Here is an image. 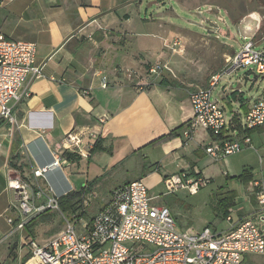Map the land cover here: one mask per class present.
<instances>
[{
  "label": "crops",
  "instance_id": "0c3cea01",
  "mask_svg": "<svg viewBox=\"0 0 264 264\" xmlns=\"http://www.w3.org/2000/svg\"><path fill=\"white\" fill-rule=\"evenodd\" d=\"M146 1L0 0V32L7 37L36 42L37 61L45 64L43 76L30 83V95L16 107L18 123L11 124L0 117V264H18V260L33 264L29 248L20 240V231H14V224L8 220L18 217L10 209L17 196L8 186L9 175L22 174L37 185L44 194L37 199L38 204L52 197V189L59 193L70 188L82 190L84 199L94 209L89 211L92 213L111 199L116 187L129 182L116 185L106 195L101 167L115 168L134 151H147L149 146L160 150L153 158V170H160V179L182 172L206 175L203 168L213 161L205 148L216 137L203 128L195 130L189 139L183 135L185 127L180 126L194 114L190 89L183 82L169 80L146 89L135 88L125 69L143 73L150 61L171 62L172 58H162L164 41L167 45L180 37L178 54L184 58H176L175 64L182 70L181 75L191 83L208 86L211 75L237 51L222 40L228 32L219 27L215 26L214 31L209 29L206 34L192 33L160 18V7L153 12L144 8ZM204 1L224 6L236 22L247 18L245 27L240 29L243 38H259L264 16L256 0ZM262 32L264 37V29ZM251 72L245 73L246 79ZM105 78L107 87L103 86ZM222 81L215 97L231 105L234 100H240L242 91L239 87L233 88L235 80L231 76L222 77L217 85ZM241 99V105H246L248 111L254 100L247 102L243 96ZM1 110L0 105V114ZM234 114L231 120L237 125L240 116L237 112ZM103 115L108 117L106 124L98 122ZM174 129L175 136L157 141ZM71 130L86 134L83 146L90 148L86 156L64 146ZM232 130L227 133L233 134ZM91 131L98 133L92 146L88 136ZM98 139L101 145L92 151ZM53 153L61 157L62 169L49 172L46 177H35L34 169L49 163ZM66 166H72L73 176L66 172ZM256 215L242 210L236 216L231 213L235 220ZM225 220L224 228L214 224V229H229L230 223ZM23 234L32 236L27 228ZM56 234L32 237L43 243Z\"/></svg>",
  "mask_w": 264,
  "mask_h": 264
},
{
  "label": "built area",
  "instance_id": "2783aa9c",
  "mask_svg": "<svg viewBox=\"0 0 264 264\" xmlns=\"http://www.w3.org/2000/svg\"><path fill=\"white\" fill-rule=\"evenodd\" d=\"M181 44L180 37L172 40L175 50H179ZM37 55L36 42L7 37L0 32V117L11 124L18 123L15 110L30 95V83L43 76L45 64L37 61ZM241 68L264 74V50L255 48L252 37L211 75L208 86L190 92L194 114L186 122L183 135L189 139L198 128L211 131L216 139L205 150L213 161L240 152L245 145L253 147L251 135L241 134L233 120H227L225 107L213 95L214 87L223 76ZM162 69L160 62L149 65L150 74L160 73ZM103 86H108L106 78ZM238 120L237 124L243 129H264V97L252 102L244 121ZM98 122L105 124L106 115L100 116ZM231 128L233 134L227 133ZM85 136L80 130H71L63 144L67 150L86 156ZM88 136L92 146L98 133L91 131ZM58 169H62L61 157L53 153L49 163L34 169V176L46 177ZM164 181L171 192L187 188L192 194L210 182L200 172L168 175ZM8 186L17 196L10 209L18 213L17 221L13 217L8 220L14 224V231H20V240L29 248L33 264H244L245 255L264 254V214L239 220L229 215L230 227L226 231L209 225L196 233L181 230L170 207L157 203L141 178L116 187L111 199L94 213L88 211L90 201L85 199L75 213L61 212L65 226L40 243L32 236L24 237L27 224L47 209L59 211L58 199L72 188L63 193L52 189V197L38 204L37 199L44 195L43 191L24 175H9ZM251 186L253 191L257 189L259 204L264 209V181H253ZM88 213L86 219L84 215ZM18 264L27 263L18 260Z\"/></svg>",
  "mask_w": 264,
  "mask_h": 264
},
{
  "label": "rangeland",
  "instance_id": "374dc122",
  "mask_svg": "<svg viewBox=\"0 0 264 264\" xmlns=\"http://www.w3.org/2000/svg\"><path fill=\"white\" fill-rule=\"evenodd\" d=\"M261 6L262 9L260 8V10L263 13L264 5ZM159 7L160 18L168 20V22L177 25L181 29L187 28L192 33L198 32L206 34L209 29H213L214 31L215 26L228 32V35H223L222 40L232 45L237 52L241 50L242 44L247 39H250V37L244 39L243 33L240 31V29L245 27L247 18L241 22H236L228 14L224 6H219L215 3L210 4L204 0H147L144 6V8H149V10L152 9L151 12ZM263 27L259 31V38L254 39L255 48L258 50H264V39L262 37ZM162 33H164L163 35H167V32ZM250 34L255 36L252 32ZM213 35H215V33H213ZM232 35H234V37H232ZM160 42H163L161 38ZM164 42V56L162 58H172V61H160L163 65V69L157 74L149 73V65L157 63L156 61L153 63L151 61L148 62L143 73L133 68L125 69L127 70V75H129L128 77L130 78L131 84H134L135 88L146 89L155 83L159 84L161 81L169 80L171 82H183L182 84L188 87L190 92L198 87H206V85L200 82L194 81L191 83L188 78L181 75L182 70L175 64V60L176 58L184 57L178 54V50H175L176 46L172 45V40L168 42L167 45L166 41ZM250 70L249 68H241L237 72L229 75V77L231 76L233 80H235L233 88L239 87L242 94L240 95V100H234L232 105L227 101L221 100V103L226 109L227 120L235 115L234 112L238 113L241 121L245 120L247 110L246 105H241L242 96L247 102L264 97V74L252 70L249 79H246L245 73ZM226 76L227 75L223 77ZM239 77L242 78V81ZM222 84L223 81L213 89L214 96L219 93ZM252 139L253 147L245 145L242 151L229 155L220 161L212 160V164L205 166L203 168L204 173L209 177L203 175L208 177L210 182L201 187L196 194H192L187 188H180L174 192L168 190L165 181L160 179V170L156 172L153 170L154 155L160 152V150L154 146H149L147 151L132 152L130 158L123 160L115 168H104V166H102L100 175L104 176L102 182L104 184L105 194L108 195L110 193L109 190L116 185L141 178L145 180L149 186L150 194L156 198L157 203L165 204L170 207L176 217L178 228L192 233L201 231L209 224L213 225V228L215 225L219 228H224L226 226L227 221L217 215L214 205L215 201L223 195V192H227L228 190H235L237 192L236 206L232 208L233 211H231L234 216L238 215V212L241 210L244 213L253 211V213L264 214V209H262L258 201L257 189L255 188L253 191L251 186L253 181H264V131H253ZM86 153H90V148L87 149ZM65 170L73 176L74 172L72 166H66ZM244 171L251 174L250 179L245 180L239 176ZM50 210L54 213L53 219L45 223L37 224L35 227L36 237H50L65 226V220L60 215V212L53 208H50ZM93 210L92 207L88 208V211ZM84 217L86 219L89 218V213L85 214ZM249 258L254 260V264H264V254L249 253L246 256L244 264H250L251 261Z\"/></svg>",
  "mask_w": 264,
  "mask_h": 264
},
{
  "label": "trees",
  "instance_id": "16d2710c",
  "mask_svg": "<svg viewBox=\"0 0 264 264\" xmlns=\"http://www.w3.org/2000/svg\"><path fill=\"white\" fill-rule=\"evenodd\" d=\"M236 121V120H235ZM239 121V120H237ZM186 123L181 125L180 127H184ZM236 127L239 129L240 133H247L251 134L256 129H243L239 124L236 125ZM176 135V130H172L170 133L162 136L157 141L165 140L167 138L173 137ZM100 139L97 140V142L94 144L92 151L96 149V147H100L101 144H99ZM68 153V152H67ZM71 155H69V158H71ZM242 179H250L251 174L244 171L239 175ZM84 192L82 190L80 191H71L62 197L58 199V205H59V212H64L66 214H72L77 211V209L80 207L83 199H84ZM236 198H237V192L235 190H228L227 192H223V195H221L220 198H218L215 201V211L219 217H222L226 219L229 215H231L232 208L236 206ZM54 213L52 210L47 209L36 216H34L29 223L27 224L26 228L28 229L29 233L32 236H36V230L35 227L38 223H45L47 221H50L53 219ZM209 226H213L209 224Z\"/></svg>",
  "mask_w": 264,
  "mask_h": 264
},
{
  "label": "flooded vegetation",
  "instance_id": "af4514ba",
  "mask_svg": "<svg viewBox=\"0 0 264 264\" xmlns=\"http://www.w3.org/2000/svg\"><path fill=\"white\" fill-rule=\"evenodd\" d=\"M260 5H264V0H256ZM262 16H264V12L262 13ZM263 19V24H264V17L262 18Z\"/></svg>",
  "mask_w": 264,
  "mask_h": 264
},
{
  "label": "water",
  "instance_id": "95a60500",
  "mask_svg": "<svg viewBox=\"0 0 264 264\" xmlns=\"http://www.w3.org/2000/svg\"><path fill=\"white\" fill-rule=\"evenodd\" d=\"M263 39H264V37H263Z\"/></svg>",
  "mask_w": 264,
  "mask_h": 264
}]
</instances>
